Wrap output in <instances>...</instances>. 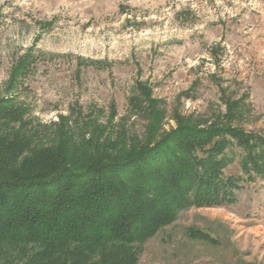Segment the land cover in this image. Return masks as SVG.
I'll list each match as a JSON object with an SVG mask.
<instances>
[{
  "label": "rangeland",
  "instance_id": "1",
  "mask_svg": "<svg viewBox=\"0 0 264 264\" xmlns=\"http://www.w3.org/2000/svg\"><path fill=\"white\" fill-rule=\"evenodd\" d=\"M26 52L37 61L8 91ZM138 82L163 101L167 130L178 115L227 119L231 97L241 103L232 122L264 137V0H0V98L26 106L33 121L92 107L106 122L115 103L114 122L142 132L144 119L129 111ZM239 153L226 174H242ZM237 195L180 211L138 264H264V178Z\"/></svg>",
  "mask_w": 264,
  "mask_h": 264
},
{
  "label": "trees",
  "instance_id": "2",
  "mask_svg": "<svg viewBox=\"0 0 264 264\" xmlns=\"http://www.w3.org/2000/svg\"><path fill=\"white\" fill-rule=\"evenodd\" d=\"M36 61L19 57L8 91ZM136 88L129 111L142 132L114 122L115 103L106 122L90 107L45 124L0 98V264H138L180 211L236 203L244 182L264 178V137L232 122L239 100H227V119L178 115L167 130L163 101ZM237 152L242 174H226Z\"/></svg>",
  "mask_w": 264,
  "mask_h": 264
}]
</instances>
